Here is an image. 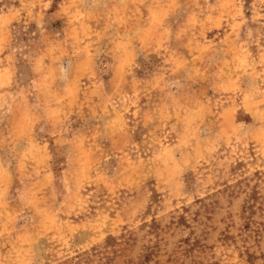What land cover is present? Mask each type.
<instances>
[{"label": "rangeland", "instance_id": "obj_1", "mask_svg": "<svg viewBox=\"0 0 264 264\" xmlns=\"http://www.w3.org/2000/svg\"><path fill=\"white\" fill-rule=\"evenodd\" d=\"M0 264H264V0H0Z\"/></svg>", "mask_w": 264, "mask_h": 264}]
</instances>
